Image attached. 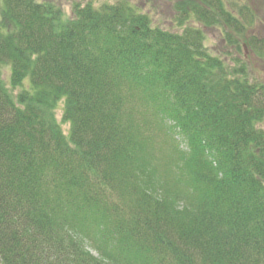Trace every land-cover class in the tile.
Masks as SVG:
<instances>
[{
    "label": "trees",
    "instance_id": "trees-1",
    "mask_svg": "<svg viewBox=\"0 0 264 264\" xmlns=\"http://www.w3.org/2000/svg\"><path fill=\"white\" fill-rule=\"evenodd\" d=\"M173 10L1 1L0 264H264V80L206 32L264 38L246 3Z\"/></svg>",
    "mask_w": 264,
    "mask_h": 264
},
{
    "label": "rangeland",
    "instance_id": "rangeland-1",
    "mask_svg": "<svg viewBox=\"0 0 264 264\" xmlns=\"http://www.w3.org/2000/svg\"><path fill=\"white\" fill-rule=\"evenodd\" d=\"M0 0V7H1ZM60 5L64 12L71 16L72 15V4L75 2H87L92 1L95 5H100L105 2H114L116 0H52ZM137 3L144 11H148L155 24L167 29H173L172 16H174L173 2L174 0H132ZM240 3H246L249 5L254 22L251 27H248L247 34H255L260 38H264V0H228ZM225 30L221 27H210L206 32V45L213 52L220 55H224L226 58H239L247 63L250 67V73L252 77L264 80V59L259 58L254 50H251L248 46L247 41H245L244 36H239L242 52L237 51L232 45H230L224 37ZM246 36V35H245ZM7 75V71L5 72ZM61 109L57 110V118L61 121L62 119V104ZM261 128L264 129V120L259 124ZM63 129L65 132L68 131L69 125L63 124ZM163 136V133L159 134ZM180 139V138H179ZM167 145H164V150H166Z\"/></svg>",
    "mask_w": 264,
    "mask_h": 264
}]
</instances>
